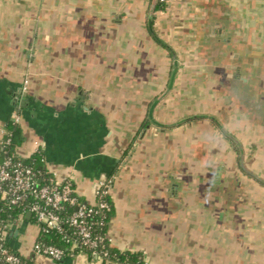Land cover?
Instances as JSON below:
<instances>
[{"label": "crops", "instance_id": "0c3cea01", "mask_svg": "<svg viewBox=\"0 0 264 264\" xmlns=\"http://www.w3.org/2000/svg\"><path fill=\"white\" fill-rule=\"evenodd\" d=\"M27 81L26 86L23 85ZM145 264H264V0H0V126ZM30 216L8 238L35 264Z\"/></svg>", "mask_w": 264, "mask_h": 264}, {"label": "built area", "instance_id": "2783aa9c", "mask_svg": "<svg viewBox=\"0 0 264 264\" xmlns=\"http://www.w3.org/2000/svg\"><path fill=\"white\" fill-rule=\"evenodd\" d=\"M26 84L25 80L23 85ZM19 123V116L12 114L10 125H19ZM10 143L9 131L6 126H0V200L11 208L21 207L25 205L27 199H30L32 202L26 206L25 216L33 217L36 223L42 224L45 229H55L59 232L62 229L58 212L64 205L75 207V211L66 222L73 234L82 246L91 250L95 258L99 259L100 255H106L105 246H110V240L107 235H94L87 218L96 210L107 207L103 198L109 196L112 179L100 180L97 183L94 205L81 203L70 179L59 180L50 173L41 184V180L37 178V173L32 168L22 166L12 156L6 154L5 149ZM22 222L23 220L19 218L13 223L3 224L0 228V262L4 264H27L22 260L23 255L20 252L19 256L4 246L6 235L16 231ZM32 253L50 261H58L63 255V251L56 247L36 244L32 245Z\"/></svg>", "mask_w": 264, "mask_h": 264}, {"label": "trees", "instance_id": "16d2710c", "mask_svg": "<svg viewBox=\"0 0 264 264\" xmlns=\"http://www.w3.org/2000/svg\"><path fill=\"white\" fill-rule=\"evenodd\" d=\"M165 0H155V10L163 11L166 9ZM7 130L10 133V145L5 149L6 154L13 157L14 160H17L22 166L32 168L37 173V178L41 180V184L44 183V179L50 176L46 170L43 169L42 164V153L39 149L35 150L28 158L20 159L16 155V150L20 146L22 142L21 137V128L19 125H7ZM2 153V152H1ZM74 189V187H73ZM103 200L106 202L107 207L103 210H96L95 213H92L88 218V223L91 226V230L94 235H103L106 236L107 232V224L112 215V205L109 201L108 197H104ZM81 203L86 204L79 198ZM32 201L27 199L25 205L21 207H11L8 208L7 205L3 201L0 200V228L3 224L13 223L17 219L25 220V214L27 210V205ZM75 211V207L64 205L61 211L58 212V216L61 220L60 228L61 232L55 229H45L42 224H37L33 217L30 218L29 222H32L38 226V233L36 238L34 239V243L40 246H52L56 247L63 251V257L66 256H75L78 254L86 255L90 258H94L91 250L82 246L77 237L73 234L72 229L68 226L67 219L69 216ZM101 224V225H99ZM19 229V228H18ZM17 229V230H18ZM12 234V233H11ZM11 234H7L4 246L12 253L20 256L18 250L13 248L11 243L9 242V237ZM106 255H100L99 259L104 262L109 263H118V264H145L141 255L137 253L130 252H119L114 250L111 246H105ZM34 256H37L33 253ZM22 260L27 264H35L33 259H29L27 257H22ZM59 261V260H58ZM56 262V261H53ZM0 264H4L0 262Z\"/></svg>", "mask_w": 264, "mask_h": 264}, {"label": "rangeland", "instance_id": "374dc122", "mask_svg": "<svg viewBox=\"0 0 264 264\" xmlns=\"http://www.w3.org/2000/svg\"><path fill=\"white\" fill-rule=\"evenodd\" d=\"M165 1H167V0H165Z\"/></svg>", "mask_w": 264, "mask_h": 264}]
</instances>
